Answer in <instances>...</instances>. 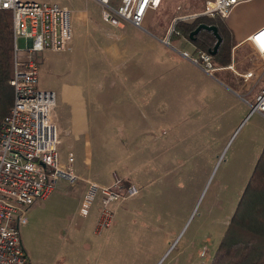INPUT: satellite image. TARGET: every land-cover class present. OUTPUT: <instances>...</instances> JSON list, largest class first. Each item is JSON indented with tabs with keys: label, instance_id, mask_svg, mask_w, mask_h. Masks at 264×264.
Segmentation results:
<instances>
[{
	"label": "rangeland",
	"instance_id": "1",
	"mask_svg": "<svg viewBox=\"0 0 264 264\" xmlns=\"http://www.w3.org/2000/svg\"><path fill=\"white\" fill-rule=\"evenodd\" d=\"M40 1L63 5L74 2L79 11L73 15L74 47L70 51H46L40 56L39 87L54 89L59 105V101H65L62 98L65 84H74L73 89L76 84L82 85L84 97L89 102H98L99 112L95 115L105 121L110 117V122L90 138L89 147L82 143L74 150L79 179L70 188L57 189L31 206L33 219L21 226L22 242L31 264H78L85 252L94 264L95 252L80 248L89 242L92 233L75 234V212L90 180L110 186L116 182L115 174L123 186L131 185V179L136 178L135 184L142 188L140 195L145 197L137 210L144 217L141 226L155 222L158 228L177 231L180 233L177 237L185 234L190 242L196 240L202 243L201 247L205 246L206 254L199 257V251L192 261L183 262L172 257L170 246L175 241L172 240L166 249L153 252L148 264H199L198 258L205 262L217 248L264 146V116L257 111L250 113L251 107L240 96L247 89L231 71L215 72V77L230 89L219 84L202 95L188 93L186 97L183 89H172L173 71L167 57L169 54L177 57L179 68L184 69L182 66L191 61L181 51H192V47L182 40L172 39L171 45L163 39L170 24L179 30L177 23L190 13L185 6L183 10L177 9L186 0H163L157 9L147 11L144 29H131L133 32L105 20L104 5L98 0ZM117 2L110 1L113 6ZM253 14L238 13L229 21L234 23V19L233 27L243 28ZM133 34L141 41L138 53L129 59L113 57L116 46L122 51L131 45L126 38ZM178 36L182 37L181 32ZM25 43L24 38H19L20 46ZM252 51L247 43L239 45L236 67L240 71L253 65ZM122 62L139 72L136 79L121 73L118 66ZM114 64L118 66L113 68ZM126 80L134 87L110 90L111 82L121 84ZM91 81L95 87L100 85L98 91H90ZM92 93L98 95L97 100L91 99ZM246 98L253 101L252 93ZM223 107L231 120H222ZM58 118L57 112L63 145L68 133ZM119 141L122 145L130 144L128 153L116 144ZM128 173H132L131 179H124L123 175ZM140 195L117 204L127 205ZM102 203L103 193L98 190L87 215L78 219L83 230L92 231ZM140 253H125L129 256L126 263L138 264L135 260L141 257Z\"/></svg>",
	"mask_w": 264,
	"mask_h": 264
},
{
	"label": "built area",
	"instance_id": "2",
	"mask_svg": "<svg viewBox=\"0 0 264 264\" xmlns=\"http://www.w3.org/2000/svg\"><path fill=\"white\" fill-rule=\"evenodd\" d=\"M103 17L113 24L130 21L139 28L149 9H157L163 0H121L117 6L111 0H98ZM247 0H206L201 12L207 16L226 17L232 8ZM0 9H10L14 33V102L0 121V264H31L25 249L21 226L28 222L31 206L49 197L60 186L68 188L78 179L75 155H61V129L57 123V93L39 87L40 56L45 51L69 50L74 40L73 10L58 2L38 0H0ZM180 34L171 25L163 41L172 45V36ZM264 26L249 36L253 45V65L244 71L237 67L235 50L224 65L214 63L207 50H182V55L208 74L231 71L247 89L241 98L264 116ZM26 40L20 46L19 38ZM21 52L23 54L21 55ZM252 93L253 101L246 98ZM117 178L114 185L88 182L87 191L78 208V216L87 215L96 192L103 193V203L95 229L109 227L115 214V203L141 194L142 188L131 183L123 186Z\"/></svg>",
	"mask_w": 264,
	"mask_h": 264
},
{
	"label": "crops",
	"instance_id": "3",
	"mask_svg": "<svg viewBox=\"0 0 264 264\" xmlns=\"http://www.w3.org/2000/svg\"><path fill=\"white\" fill-rule=\"evenodd\" d=\"M94 1H97V0H94ZM117 1H119L117 3L121 2V0H117ZM54 2H57V1H54ZM73 3L74 2H71V5L69 3H65L64 5L71 8L73 10V15L75 16L79 10ZM205 3H206V0H186V1H183V3L180 4L181 7L180 8L177 7V9L183 10L185 6V9L187 11H190L189 14L191 15L188 14L187 16H185V18L183 17V20L190 21L198 16L204 15L201 12L204 9ZM179 12L180 11H178V13ZM252 12H254V14L251 16V19H249V21L243 28L233 27V24L235 23L234 19H232L234 23L229 21V18H234L235 16L238 15V13L251 14ZM84 14L86 16L87 12H84ZM184 14H187V13H184ZM211 17H216V16H211ZM222 18L224 19L225 23L229 27L231 35H232V39L235 43L231 49V56H232V51L235 50V55L237 58L236 50L238 49L239 45L247 43L249 47L253 49V45L249 42L248 38L251 34H253L259 28L264 26V0H247L244 2H240L232 8L228 16L222 17ZM120 24L125 29L131 32H133L131 29L136 30L139 28L127 20L125 22L121 21ZM142 29H144V27ZM153 35L155 36V34ZM123 37L126 38V36H123ZM182 37H185V36L182 35ZM182 37L178 35H173L172 39L177 40V41L182 40L184 45H191L192 49L195 48L194 43L189 38L185 37V39L188 41L186 43L184 41L185 39L183 40ZM126 39H127V42L131 45H128L126 50H122V51L118 50V47L116 46L113 51L114 52L113 57L129 59L134 54L138 53L139 45L141 44V41L139 40L138 35L133 34L131 37L129 38L127 37ZM72 46L74 47V40H73ZM65 51H70V50H65ZM251 56L253 59V51L251 52ZM167 58H168L167 59L168 63H171L172 65L171 68L173 71L170 85H172V89H175V88L183 89L184 97H186L188 93H192V96H194L195 93L200 92V94L202 95L203 92H209V90H211L212 88L214 89L215 85H219V84L229 88L225 84L224 81H221L219 78L208 74L204 69H202L198 65H195L192 62L191 64L186 62L187 65L182 66L184 67V69H181L179 68L180 66L177 63V57H173L172 54H169ZM113 66H114L113 68H116V66L118 65L114 64ZM189 67H194V69L193 70L187 69ZM118 68L121 69V73H123L124 75L131 76V79H136V75L138 76L139 74V72L134 71L133 66H129V65L123 66V62L121 63V65L118 66ZM224 72H227V71H224ZM94 83L96 84V81ZM238 83H241V82L239 81ZM73 86L75 85L68 84V83L65 84L64 89H63V94H62V98L65 99V101H62V100L59 101V105H58L59 123L61 127L65 128V130L68 133V135H66V137L64 138L63 145L61 147V155L62 153L64 155V157L62 156L63 159L67 157L69 152L75 153L74 150L81 147L83 145L82 143H84V146L89 147V145L91 144L90 138L96 136L97 132L100 131L101 128L105 129V127H107L106 123L109 124L110 122L109 121L110 117L106 118V121H107L106 122L105 120H102L98 114L95 115V112H99L98 102H93V101L89 102L88 99L84 97V93H83L84 88L82 85L76 84L75 89H73L74 88ZM133 87L134 86L132 85L129 86V83H127V80L123 82L121 81V84H119L117 81H114V82H111L110 90H116L118 88L122 90H126V89L130 90ZM89 88L91 92L98 91L100 88V85L95 87L93 86V81H91ZM93 95L90 96L91 99L97 100L98 95L95 93ZM206 96H207V93H206ZM174 98H175V101L177 102L178 95L176 94ZM174 104H175V107H178L176 103ZM95 107L97 108L95 109ZM226 117H228V113L225 112L224 107H223L221 111L222 120L223 121H227V119L231 120V118L229 117L226 118ZM176 118H177V115L175 116V119ZM103 123L106 125H104ZM113 129L118 131V128H113ZM83 140L84 142H82ZM153 141L155 142V139H153ZM116 144L122 145L120 141L119 143H116ZM171 145L172 144H170L169 146ZM129 146H130L129 143H124V145H122L121 148L125 150L126 153H128V151L130 150ZM75 162H76V156H75ZM115 175H116L115 179H117V174ZM123 177L124 179L125 178L131 179L132 173L123 175ZM131 182L136 183L137 182L136 178H132ZM103 184H106V183H103ZM145 185L147 184H144V186ZM68 188H63L60 186L57 189L66 190ZM144 197L145 195H140L132 199V201H130L127 205H124V206L122 204L119 205L115 203L116 206H114L115 208L114 220L109 227L104 228L102 231H96L95 229V225H96L99 215L97 216V219L95 221L94 228L92 229V231H90V229L83 230L82 227L79 225V223H77L79 222L78 219H81L78 216V208L80 204L82 203V200L84 197L81 199V201H79V206L77 207V210L75 212L77 224L75 223L74 225L75 227L74 231H75V234H77V236L83 233H88V234L90 232L92 233V238L89 240V242L87 243L84 242L83 246L80 248L83 251L91 250V252H95L94 264H129V263H126L127 261H129V256L127 257V254L125 253H130V252H136V253L141 252L140 253L141 257L140 258L135 257L136 258L135 262L139 261L138 264H148L150 260L153 258V252L157 253L161 248L166 249L168 246H170V244L172 243V240L173 241L175 240V241L173 242L172 246H170L171 248L170 253L172 252L173 254L172 257L174 259H179V260H182L183 262L192 261L194 258V255H196L199 251H200L199 257L203 256L202 254H206V252L204 253L205 246L203 245L204 247H201V244H202L201 242L197 241L196 243V240L195 241L192 240L190 242L185 237V234H182L180 237H177L180 235L179 232L165 230V228L163 229L162 227L158 228L156 227L155 222L153 223L149 222L148 224L150 226H141L143 223H145V221H144V217L141 214V212L137 210H138V204L142 201ZM32 212L33 211L30 209L28 221L33 219ZM153 218H155V216H153ZM140 220H142V222H140ZM143 241H146V243H144L146 245L142 244ZM189 248H190V251L187 252ZM143 250H145V252H142ZM215 251L216 249L207 259H205V262H202L203 258L201 259L198 258L199 264H210ZM102 257H105L106 259H102ZM89 258L90 256H88V254L85 252L84 256L80 258L78 264H91V262L89 261ZM122 259H123V262H122ZM132 264H135V263H132Z\"/></svg>",
	"mask_w": 264,
	"mask_h": 264
},
{
	"label": "trees",
	"instance_id": "4",
	"mask_svg": "<svg viewBox=\"0 0 264 264\" xmlns=\"http://www.w3.org/2000/svg\"><path fill=\"white\" fill-rule=\"evenodd\" d=\"M200 23L217 25L222 41L213 53L214 63H229L235 43L221 16L202 15L190 21L181 20L177 28L194 43L193 50L210 51L217 42L213 30L202 28L194 38L190 37V32ZM13 74V16L10 9H0V121L14 102V87L10 82ZM210 264H264V146Z\"/></svg>",
	"mask_w": 264,
	"mask_h": 264
},
{
	"label": "water",
	"instance_id": "5",
	"mask_svg": "<svg viewBox=\"0 0 264 264\" xmlns=\"http://www.w3.org/2000/svg\"><path fill=\"white\" fill-rule=\"evenodd\" d=\"M207 28L210 30H213L215 35L217 36V42L214 45V48L210 50L211 53H215L218 50V47L222 41V36L220 35L218 31V27L215 24H207V23H200L194 30L190 32V37L194 38V36L202 29Z\"/></svg>",
	"mask_w": 264,
	"mask_h": 264
},
{
	"label": "snow or ice",
	"instance_id": "6",
	"mask_svg": "<svg viewBox=\"0 0 264 264\" xmlns=\"http://www.w3.org/2000/svg\"><path fill=\"white\" fill-rule=\"evenodd\" d=\"M262 36H264V34H262Z\"/></svg>",
	"mask_w": 264,
	"mask_h": 264
}]
</instances>
